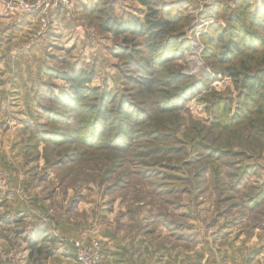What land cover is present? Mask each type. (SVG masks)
Masks as SVG:
<instances>
[{
  "label": "rangeland",
  "instance_id": "obj_1",
  "mask_svg": "<svg viewBox=\"0 0 264 264\" xmlns=\"http://www.w3.org/2000/svg\"><path fill=\"white\" fill-rule=\"evenodd\" d=\"M152 1L92 0L53 49L47 31L32 41L40 56L16 88L37 91L25 113L0 112V264H77L75 241L100 264H264V109L226 129L211 112L226 100L232 118L250 101L242 83L264 69V29H249L256 52L220 63L207 43L228 28L216 4L236 15L240 0ZM243 3L264 14V0ZM161 9L184 40L166 60L153 63L147 33L98 29ZM81 80L93 95L72 93Z\"/></svg>",
  "mask_w": 264,
  "mask_h": 264
},
{
  "label": "trees",
  "instance_id": "obj_2",
  "mask_svg": "<svg viewBox=\"0 0 264 264\" xmlns=\"http://www.w3.org/2000/svg\"><path fill=\"white\" fill-rule=\"evenodd\" d=\"M91 1L92 0H89L90 3ZM138 2L148 9H150L154 4L152 0H138ZM243 2L244 0H240L235 4L236 9L238 10L236 15L229 13V9L225 8L221 2H217L218 4H216L217 13L215 15L219 16L223 14V12H226L228 28L221 29V31H219L217 35L214 36V38L208 37L207 43L208 45L218 46L224 50L220 55L215 54V57L213 56L214 58H218V60L221 61L220 63H229L236 54H242L243 52H256L258 45L262 44V42L259 41V37L249 29H254L256 25H261V27L264 29V14L262 15L258 13L256 17H249L248 6ZM95 6L96 4H90L89 6L87 4L83 8V11L85 9V11H88L90 14V11L93 10ZM169 11L170 10L164 9H161V11L154 10L153 14L160 12V15L156 18L157 21L155 22H151L149 18L144 22H140L138 19L134 18V21L128 23L122 19L121 15L120 18H117L113 21V24H110L111 16H107V19L103 21L101 25H98V29L104 32L107 30L113 31L115 35H120L122 33L121 31H127L134 34L138 32L140 34L147 33L149 37L154 40V44L151 43L154 48L151 53V55H153L151 56V59L155 61L156 57L158 60H163L160 58L163 57L166 60L173 54L180 55L182 53L181 47L183 45L182 41H184L180 34H175V32L172 30L171 33H169L170 30L168 31V29H166V26L171 25V23L174 21V16L169 19L163 15L167 13L172 16V11ZM176 44L177 46L173 48ZM153 63H156V61ZM233 76L238 77V75L235 73H233ZM84 83L88 82H84V80L79 82L74 81L72 84V93L76 94V96H85V92H88L89 90L83 88ZM242 87L243 89L247 90V95L250 97V101L248 104H245L244 102H240V99L238 98L239 105L232 118H229L231 109L230 103H228L226 100L222 101L219 99H215L213 101L211 112L214 115L216 127L221 129L229 128L247 120L251 113L259 114L260 111L264 109V69L260 71L259 76L255 74L252 76H246L242 83ZM93 94V92H90L89 95ZM259 101L260 104L257 107L250 109V105ZM98 113L99 114H97V116H100V112ZM95 120L98 121V118Z\"/></svg>",
  "mask_w": 264,
  "mask_h": 264
},
{
  "label": "crops",
  "instance_id": "obj_3",
  "mask_svg": "<svg viewBox=\"0 0 264 264\" xmlns=\"http://www.w3.org/2000/svg\"><path fill=\"white\" fill-rule=\"evenodd\" d=\"M89 0H71L69 8H61L54 12L49 21L46 38H50V47L58 44V39H54V34H60L61 31L70 32L72 30L73 17L81 11ZM75 14V15H73ZM37 12L27 13L22 15L8 14L3 10V0H0V112L8 111L9 109L26 111L25 101L23 98L34 96L36 89L32 92H21L16 88L17 80H24L26 75L24 64L27 63V58H35L40 56L36 54L37 43L39 42V18ZM72 19V20H71ZM17 48V52L11 50ZM39 51V50H38ZM50 51V50H49ZM48 53V52H47ZM17 54V55H16ZM49 57L54 54H47ZM54 57V56H52ZM23 69V70H22ZM42 69V67L40 68ZM40 69H35L33 74L30 72L28 76L33 80L36 75L42 72ZM43 75V74H41ZM41 78V76H39ZM10 82H13V85ZM11 86V87H10ZM15 86V89L13 88ZM20 112V111H19ZM24 117V116H23ZM260 254L264 255V248L260 250ZM119 264V263H118ZM123 264V263H120ZM164 264L163 260L161 263Z\"/></svg>",
  "mask_w": 264,
  "mask_h": 264
},
{
  "label": "built area",
  "instance_id": "obj_4",
  "mask_svg": "<svg viewBox=\"0 0 264 264\" xmlns=\"http://www.w3.org/2000/svg\"><path fill=\"white\" fill-rule=\"evenodd\" d=\"M70 3L71 0H4L3 10L16 15L39 13V29L45 32L52 14L61 8H69ZM73 247L77 264H100L101 254L98 249H87L77 241L73 242Z\"/></svg>",
  "mask_w": 264,
  "mask_h": 264
}]
</instances>
